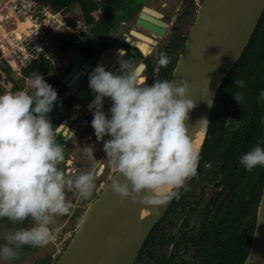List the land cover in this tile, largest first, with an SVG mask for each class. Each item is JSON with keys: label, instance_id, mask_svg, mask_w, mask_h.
<instances>
[{"label": "clouds", "instance_id": "9594fccd", "mask_svg": "<svg viewBox=\"0 0 264 264\" xmlns=\"http://www.w3.org/2000/svg\"><path fill=\"white\" fill-rule=\"evenodd\" d=\"M124 54L119 50V55ZM168 64L167 55L161 53L156 70ZM120 71L124 74L115 75L98 66L89 75L90 88L96 93L89 105L95 107L91 125L97 139L103 141L108 165L125 178L123 183L113 180L112 191L123 200L131 197L137 204L159 206L173 196L178 198L177 189L188 191L186 182L197 175L199 151L186 127L189 113L196 107L189 98L191 85L187 80H156L146 85L147 78L142 81L134 63L123 60ZM26 83L33 91L0 94V219L24 223L31 217L34 222L30 228L4 234L0 259L5 261L18 260L17 249L24 245L54 243L50 225L56 216L70 215L74 208L67 192L87 200L96 188L95 150L90 145L83 147L84 157L92 161L90 170L72 176L60 167L66 163L65 147L49 118L57 91L39 73H33ZM235 85L243 88L245 81L236 79ZM233 94L243 106V93ZM203 95H209L208 88ZM105 98L112 101L111 118L102 110ZM262 101L264 91L257 97L258 103ZM233 121L227 119L225 127ZM208 123L202 118L199 130ZM105 136L111 139L104 140ZM240 164L248 171L264 166V147L251 148L241 156Z\"/></svg>", "mask_w": 264, "mask_h": 264}, {"label": "flooded vegetation", "instance_id": "af4514ba", "mask_svg": "<svg viewBox=\"0 0 264 264\" xmlns=\"http://www.w3.org/2000/svg\"><path fill=\"white\" fill-rule=\"evenodd\" d=\"M107 1L97 4V10L91 13L93 19L91 24L86 21L89 33H85L80 40L91 37L92 40L88 41L89 50L70 49L61 52L58 47L56 60L60 69L52 71L49 77L44 78L48 84L55 79L57 83L52 86L61 89L50 112L52 118L49 117L53 126L57 128L58 141L65 147L66 163L60 167L72 176L88 171L92 167V161L84 157L83 147L90 145L95 150L96 188L92 197L86 200L90 206L115 172H112V168L108 165L103 141L97 139L91 125L95 107L90 108L89 105L95 99L96 93L90 88L89 75L98 66H103L113 74L123 75L124 72L120 71V63H117L123 60L134 63L138 70L143 67L140 75L142 78H147L146 85H152L156 80H172L189 36L181 32L178 20L171 21L169 4L166 2L160 6L150 0H144L137 6L127 4L126 10L128 9L129 12L122 15L120 7L123 0L120 4H111L109 12L105 9ZM102 9L104 13H101ZM105 20L110 21L112 28L104 34L94 32L93 28L96 26L98 30H101V24ZM139 21L163 30L164 34L160 35L140 25ZM119 28L122 29L121 36L118 34ZM144 45L152 47L147 55L141 49ZM119 50H124L125 54L119 55ZM131 51L135 53L133 58L129 56ZM76 53H80L84 60L83 64L89 69L79 67L83 70L85 77L77 90L73 91L65 83L64 72L72 64ZM161 53L167 55L169 64L157 71V62ZM91 61H93L92 65ZM81 91L83 98L80 97ZM111 106V99L105 98L102 110L109 118H111L109 111ZM222 132L213 134L215 136L209 140L206 149L203 145V155L199 157L197 175L186 182L188 191L180 189L178 198L173 200L146 240L148 241L151 237L154 240L155 245L152 250L141 255L143 245L135 263L203 264L204 261L210 260L205 256L211 255L212 245L215 242L223 246L231 237L237 235L241 228L254 221L257 223V214L264 191V181L263 184L260 183L264 175V166H257L252 171H248L240 164V158L244 151L256 145L264 147V141L261 136L258 140L247 137L240 126L236 127L235 131ZM108 139L111 137H104V140ZM234 145L239 148H235ZM250 182L253 183V187H249ZM67 195H69L67 198L70 197V200L75 203L73 213L68 217V221H71L85 200L78 198V195L73 192H67ZM175 213L176 216H172ZM29 224L26 227L30 228L34 222ZM61 254L53 261L54 264Z\"/></svg>", "mask_w": 264, "mask_h": 264}, {"label": "water", "instance_id": "95a60500", "mask_svg": "<svg viewBox=\"0 0 264 264\" xmlns=\"http://www.w3.org/2000/svg\"><path fill=\"white\" fill-rule=\"evenodd\" d=\"M263 13L264 0H204L201 4L172 77L176 82L187 80L191 85L189 98L195 101L196 107L190 111L186 121L190 136L202 118L210 121L217 92L243 55ZM139 24L160 35L164 34L163 30L142 21H139ZM134 55V52H129L132 58ZM217 55H220V62ZM83 63L80 53H76L72 64L64 72L65 83L73 91L77 90L85 77L79 67L89 69ZM207 88L209 95L205 97L203 90ZM80 93L83 98V92ZM117 179L122 183L125 181L122 174L115 172L90 206L78 230L55 264H87L90 255L100 246L102 237L119 222L129 234L108 245L109 254L100 264L135 263L144 243L176 197L173 196L166 203L155 206L154 210L139 221L142 204L133 202L131 197L123 200L116 195L112 191V182ZM180 189L176 190L177 193ZM171 191L172 189L169 192ZM242 264H264V191L253 242Z\"/></svg>", "mask_w": 264, "mask_h": 264}, {"label": "trees", "instance_id": "16d2710c", "mask_svg": "<svg viewBox=\"0 0 264 264\" xmlns=\"http://www.w3.org/2000/svg\"><path fill=\"white\" fill-rule=\"evenodd\" d=\"M121 1L122 0H108L105 5L106 11L109 12L111 4H120ZM41 2L50 6L53 10L64 9L66 11H72L74 6L78 5L88 24L93 22L91 13L98 8V5L92 0H41ZM109 22V20H105L101 24V30H98L96 26L93 28V31L97 34L106 33L112 28ZM90 38L91 37H88L82 41L71 34L65 33L61 38L63 45L59 46V51L66 52L70 49L88 51V41L90 42L92 40ZM9 71L10 69L5 71V74L8 76L10 75ZM22 73L24 79H28L33 73H39L45 78L51 75L52 68L48 61H39L24 68ZM236 79H243L245 81V87L238 88L235 85ZM56 83V80L53 79L50 85L52 86V84ZM52 87L57 93L61 91L58 87ZM18 90L19 88L16 83H14L13 92ZM261 91H264V13L243 55L218 91L210 115L207 136L203 144L205 149L209 140L215 136L213 134H219L222 131L225 132V130L230 132V129L237 124L245 132L247 137L252 140H258L261 136L264 141V101L257 102V97ZM235 92L243 93V106L234 98L233 93ZM49 117L52 118L50 113ZM227 119L235 120L230 127H225V121ZM234 147L239 148V146L236 147L235 145ZM202 151L203 150H201L199 157L201 154L203 155ZM246 152L247 151H244L242 155ZM263 181L264 175L260 183L263 184ZM249 187H253L252 182L249 183ZM255 225L256 222L254 221L248 226L241 228L237 235L231 237L223 246L222 244L217 245L214 240L215 243L212 245L211 255L205 256L210 258V260L204 261L203 264H242L249 253ZM154 245V240L151 237L145 242L141 250V255L150 252ZM45 264H54V262L49 258Z\"/></svg>", "mask_w": 264, "mask_h": 264}, {"label": "built area", "instance_id": "2783aa9c", "mask_svg": "<svg viewBox=\"0 0 264 264\" xmlns=\"http://www.w3.org/2000/svg\"><path fill=\"white\" fill-rule=\"evenodd\" d=\"M87 27L85 19L64 9L53 10L41 0H0V80L9 69L10 75L23 77L22 70L39 61H48L52 71H58L62 35L80 39Z\"/></svg>", "mask_w": 264, "mask_h": 264}, {"label": "rangeland", "instance_id": "374dc122", "mask_svg": "<svg viewBox=\"0 0 264 264\" xmlns=\"http://www.w3.org/2000/svg\"><path fill=\"white\" fill-rule=\"evenodd\" d=\"M144 0H123L121 3V14L125 15L129 12L127 8V4H131V6H137L142 4ZM157 6H160L162 3L169 4V13L171 15V21L178 20L180 23L181 32L186 36L189 34L191 27L193 25L194 19L198 13L199 8L201 7L202 0H150ZM101 13H104V10H101ZM73 16H78L81 19H85L81 8L78 5H75L73 10L71 11ZM100 14V13H99ZM98 16V15H97ZM122 29L119 28L118 34L121 36ZM89 33V30L86 32ZM93 61H91V65ZM11 76V77H10ZM27 79L20 76H12V75H2V80H0V94H4L5 92H13V84L16 83L19 90H28L29 92L33 91L27 86L26 83ZM112 172H115L112 169ZM113 175V173H112ZM76 195V194H75ZM69 195H67L68 197ZM70 200V197L68 198ZM75 205V203H73ZM82 207L76 211L75 217L72 218L71 221H68L69 215L66 216H56L55 222L50 225L55 234V242L49 243L47 246L44 247H30L27 245L22 246L17 251L20 254L18 260H11L5 261L0 259V264H45L50 256L52 262L58 258L59 254L63 252L66 248L68 242L70 241L74 235V233L78 230L84 215L86 214L87 210L90 207V203L86 200L81 203ZM74 209V208H73ZM73 209L71 213H73ZM172 216H176V213ZM31 217L27 218L24 223H12L7 218L0 219V246H3L5 243L3 236L6 232L14 231L18 228H25L27 224H31L30 222ZM68 223V224H67ZM29 224V225H30ZM65 224V225H64ZM28 225V226H29ZM63 225V226H62ZM62 226V227H61ZM32 227V226H31ZM63 234V235H62ZM69 240V241H67ZM53 256L55 257L53 259ZM146 263V261H143ZM135 264H142V263H135Z\"/></svg>", "mask_w": 264, "mask_h": 264}, {"label": "bare ground", "instance_id": "6f19581e", "mask_svg": "<svg viewBox=\"0 0 264 264\" xmlns=\"http://www.w3.org/2000/svg\"><path fill=\"white\" fill-rule=\"evenodd\" d=\"M131 39V38H130ZM130 41V40H129ZM132 42V39L131 41ZM143 53L145 55H147L152 47H145V45L143 47H141ZM143 67H141L138 70V73H141ZM143 81V78H142ZM205 133H206V129L203 130H199V126L197 127V129L194 131V133L191 135V137L193 138V143L195 144L196 148L198 151H200L204 139H205ZM171 189H168V191H170ZM155 206H150V205H142L141 209L139 210V221L145 217L147 214L150 213L151 210H154ZM129 233H127L126 231H124L123 227H122V223L119 222L117 225H115L113 228H111L103 237L101 240V244L100 246L97 248V250H95V252H93L88 260L87 264H100V262L106 258L109 254V248L108 245L112 242H118L119 240H121L123 237H125L126 235H128Z\"/></svg>", "mask_w": 264, "mask_h": 264}]
</instances>
